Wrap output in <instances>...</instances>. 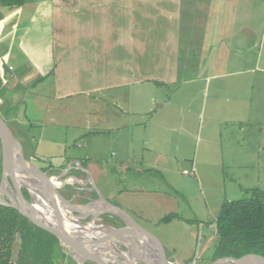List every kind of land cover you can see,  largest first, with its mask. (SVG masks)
<instances>
[{"label":"rangeland","instance_id":"1","mask_svg":"<svg viewBox=\"0 0 264 264\" xmlns=\"http://www.w3.org/2000/svg\"><path fill=\"white\" fill-rule=\"evenodd\" d=\"M75 5L61 7L66 20L56 29L65 36L64 62L94 64L70 67L78 72L82 94L67 102L76 110L99 106L103 121L107 117L102 125L109 120L110 127L79 131L69 144H48L50 133L70 137L79 127L70 122L51 129L34 122L50 116L33 103L38 86L49 90L39 84L35 90L30 84L21 88L9 107L32 138L25 140L0 116L35 166L49 171L43 164H54L50 157L57 151L69 158L54 171L65 179L54 187L71 204L84 206L85 196L98 200L101 193L152 234L169 261L210 263L221 205L248 198L253 189L264 194V0H77ZM97 84L103 85L100 97L93 90ZM76 161L80 176L88 175L84 168L92 170V182L75 183L76 177L63 175ZM167 215L172 217L164 220ZM96 223L122 224L110 213ZM84 262L65 255L58 264Z\"/></svg>","mask_w":264,"mask_h":264},{"label":"crops","instance_id":"2","mask_svg":"<svg viewBox=\"0 0 264 264\" xmlns=\"http://www.w3.org/2000/svg\"><path fill=\"white\" fill-rule=\"evenodd\" d=\"M60 1L63 0H25L22 5H0V112L3 116H6L9 123H14L13 128L18 129L20 133L24 134L22 136H24L25 140L32 138L28 132H23L21 130V127L18 125L19 121L16 116L10 113L9 107L14 103L16 98L19 96V90L24 86L29 84L33 85L32 90H35L38 84L40 86L44 85V87L47 86L49 90L42 88L38 91V86V89L32 92L31 95L33 103L35 105L39 104L40 107L45 108L46 113L50 114V116L46 121L42 122L34 120V122L37 124L51 125V129H62L64 126L70 124V122L74 125L71 127H79L78 130L73 132L70 137L68 135L64 137L61 134L56 135L52 133L45 137V141L48 144L55 146L75 142L79 131H83L85 133L90 130L101 128L108 129L110 127L109 120L104 126L102 125L103 122L107 120V117H105V120L103 121L99 106H94L95 110L92 107L89 108L88 106L86 107H88L89 110H86V107L85 110H76L75 105L78 101L75 98H72V104H74L73 107L75 109L70 108V103L67 102L68 99L74 97V95L82 94V90L80 89V85L78 83V72L71 73L70 67L78 64H88V62L91 64L94 63L90 60H88V62L83 60L64 62L65 58L63 57V53L65 36L63 33L56 31V29L60 28V26L63 28V21L66 20L64 18L66 15L63 14L61 7H67L69 4L71 6H76L75 4L77 0H66L64 5H60ZM55 32H58L56 36ZM90 58H92L93 61H96L95 58L97 59V57ZM98 74L103 81L102 73ZM110 80L111 79L109 78L105 79L107 82ZM111 82L112 81H110L111 85L108 87L113 86ZM102 87L103 85H94L93 90L97 92L99 97ZM88 99L90 100V98ZM89 100H87L88 103ZM105 111L106 110H104V112ZM71 114H74V116L72 117ZM77 118H79L78 121H76ZM16 140L19 145H21V141L17 138ZM59 153L60 152L57 151V153L52 154L50 157L54 164H43V166L48 168L51 172L48 170L45 171L39 166L36 167L45 171L46 175L56 176L57 172L55 173L54 171L58 170L63 164L67 163L69 159L66 155H60ZM32 155L35 156L34 154ZM25 158L28 161L31 159V157ZM154 160H158V157L156 156ZM76 163L78 164L77 167L72 168V165ZM80 165L81 164L77 161L70 162L67 169L62 171V173L65 172L63 175L76 177L75 183L84 181L82 180L83 178L87 181L89 180V182L92 181L90 175L92 174V170L89 167H87L88 169H83L88 173V175L86 174V176H80L78 174V171L81 169ZM74 184L70 183V185H72L71 188L78 191L85 189L81 187L83 186L81 184H78V186H75ZM84 198L86 199L85 204L87 207L91 208L87 203L94 201V198L91 195L85 196ZM66 199L70 203L73 201L69 198ZM133 244H137V242L133 241L130 245L133 246ZM19 245L20 241L17 238L13 246V264L16 263L14 259L16 258ZM69 257L71 259L73 258L70 255ZM89 263L96 264L93 260H87L84 262V264Z\"/></svg>","mask_w":264,"mask_h":264},{"label":"water","instance_id":"3","mask_svg":"<svg viewBox=\"0 0 264 264\" xmlns=\"http://www.w3.org/2000/svg\"><path fill=\"white\" fill-rule=\"evenodd\" d=\"M0 149L2 178L7 182L8 190L11 192V195H8L7 191L0 194V204L16 209L33 224L54 234L62 250L73 258L78 257L79 263L93 260L96 264H117V261L121 262V264H130L127 256L120 253L121 251L129 252V254L136 252L138 256H148L154 262L153 264L171 262L164 255L161 245L152 234L138 225L123 209L108 202L101 193L98 195V200L88 203L91 208L87 207L86 204L84 206H74L61 196L54 185L56 181H64L63 178L60 179L62 175H46L45 171L28 161L23 156L21 147L7 122L1 116ZM13 168L30 176L33 181L32 185L19 182ZM9 177L13 187L8 182ZM3 183L0 182V186ZM23 188L28 192V199L22 194ZM44 201L49 204L52 212L50 214L51 217L55 218V223L44 216L45 211L38 209L39 206L43 208ZM62 209L69 212L67 213L68 215L64 214ZM103 213L117 216L121 220L122 225L108 227L97 224V218ZM86 216H89V218L85 219ZM65 221L76 227L68 226ZM82 230H89L90 232L84 233ZM138 239L144 241L141 244L145 247L142 253L137 248L136 250L130 248V244ZM114 242L125 246L126 250L118 249ZM112 249L116 250V252H112ZM139 260L148 264L146 260ZM220 261H224L225 264L227 261H229L227 264H264V258L257 256L242 258L220 257L208 264H215Z\"/></svg>","mask_w":264,"mask_h":264},{"label":"trees","instance_id":"4","mask_svg":"<svg viewBox=\"0 0 264 264\" xmlns=\"http://www.w3.org/2000/svg\"><path fill=\"white\" fill-rule=\"evenodd\" d=\"M25 0H0V5H22ZM44 170V169H43ZM60 182V181H59ZM23 196L29 195L25 188ZM172 217L167 215L164 220ZM213 258H264V194L257 189L248 198L225 201L214 220ZM17 238V264H58L63 253L54 234L33 224L16 209L0 204V264H12Z\"/></svg>","mask_w":264,"mask_h":264},{"label":"bare ground","instance_id":"5","mask_svg":"<svg viewBox=\"0 0 264 264\" xmlns=\"http://www.w3.org/2000/svg\"><path fill=\"white\" fill-rule=\"evenodd\" d=\"M1 166H2V165H1ZM13 171H14V174H15V176H16V178H17V180H18L19 182L24 183V184L32 185L33 181L30 179V176H28L27 174H25V173L19 171V170L16 169V168H13ZM89 178H90V177H89ZM56 182H59V181H56ZM77 188H78V187H77ZM84 188H85V187H84ZM6 191L8 192V195H11V192L8 190L7 182L4 181V183L0 186V194L5 193ZM94 196H95V195H94ZM56 199H58V198H56ZM58 200H59V199H58ZM44 202L47 203L46 201H44ZM44 202H43V204H44V205H43V208H42L41 206H39L38 209H39V210H42L43 212L45 211L44 216L47 217L48 220H50L51 222L55 223V222H56L55 218L51 217V214H50V213H52V212H51V208H50L49 204H48V203L45 204ZM46 210H47V211H46ZM65 211H66V210H63V209H62V212H63L64 214L69 213V212H67V211H66V213H65ZM67 215H68V214H67ZM67 217H68V216H67ZM65 223H66L68 226L76 227L75 225H71L68 221H65ZM82 232H84V233H86V232L89 233L90 231H89V230H82ZM91 232H92V231H91ZM136 242H137V245H138V246H134V247H133V246L130 245V248L133 249V250H136V248H137V250H138L140 253H142V251H143V249H145V247H144V245H141V244H143L144 241L138 239ZM112 252L115 253L116 250L112 249ZM120 253H122L123 255L127 256V258H128V262H129L130 264H136V263L139 261V259L146 260L148 264H153V263H154V262H153L148 256H138V255L136 254V252L129 254V252L126 253V252L121 251ZM116 263H117V264H121V262H118V261H117ZM227 263H229V261H227L226 264H227ZM139 264H140V263H139ZM166 264H176V263H174V262H167ZM215 264H225V262H224V261H220V262L215 263Z\"/></svg>","mask_w":264,"mask_h":264},{"label":"built area","instance_id":"6","mask_svg":"<svg viewBox=\"0 0 264 264\" xmlns=\"http://www.w3.org/2000/svg\"><path fill=\"white\" fill-rule=\"evenodd\" d=\"M14 264H16V263H14Z\"/></svg>","mask_w":264,"mask_h":264},{"label":"flooded vegetation","instance_id":"7","mask_svg":"<svg viewBox=\"0 0 264 264\" xmlns=\"http://www.w3.org/2000/svg\"><path fill=\"white\" fill-rule=\"evenodd\" d=\"M121 225H122V224H121ZM121 225H120V226H121Z\"/></svg>","mask_w":264,"mask_h":264}]
</instances>
